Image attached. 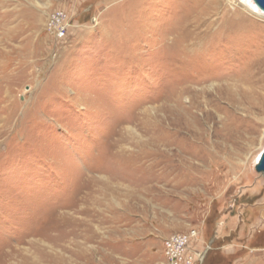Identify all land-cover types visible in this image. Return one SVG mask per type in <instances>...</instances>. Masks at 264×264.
I'll list each match as a JSON object with an SVG mask.
<instances>
[{"label": "rangeland", "instance_id": "obj_1", "mask_svg": "<svg viewBox=\"0 0 264 264\" xmlns=\"http://www.w3.org/2000/svg\"><path fill=\"white\" fill-rule=\"evenodd\" d=\"M225 114L246 149L209 159ZM262 148L242 0H0V264H167L191 230L192 264H264Z\"/></svg>", "mask_w": 264, "mask_h": 264}, {"label": "bare ground", "instance_id": "obj_2", "mask_svg": "<svg viewBox=\"0 0 264 264\" xmlns=\"http://www.w3.org/2000/svg\"><path fill=\"white\" fill-rule=\"evenodd\" d=\"M242 4L246 7L252 8V12L254 11L255 13H259V14L264 15V13H262L257 7H255L250 0H242ZM243 69H244V72L248 71L247 68H243ZM241 73H242V70L238 73V77H239L238 80L240 82L242 81L241 83L245 86H244V88H241V89L237 88L239 93L237 95L233 94L231 96V100L234 103H236V105H242L246 101H248L249 98H251V95L253 93L252 91L254 90V88L256 87L258 82L260 81V79L252 80L251 78H248ZM235 95L237 97H235ZM232 106L233 105H230L229 108H233ZM229 117H230V115L228 116L225 114V123L226 122H228V123L222 124L223 129L221 130V134H219L220 136L218 138H216L212 142H209L208 140H206L207 142L204 141L203 142L204 144H201V146L205 147V149H207L209 151V154H208V156L210 157V158L208 157L209 159H211L213 157L214 159L215 158H218V159L222 158L223 160H226L227 156H228V158L231 159L232 158L231 154L238 155V153L244 152L243 149H246V146L243 147V146L239 145L240 143L237 144L236 131L238 130L239 127L236 125V122L231 120ZM227 118H229L230 120ZM169 127L171 128L170 125H169ZM175 134L177 136H179L180 139H182V137L184 136V135L182 136V130H177L175 132ZM168 136H170V135H168ZM220 138H222V139L220 140ZM217 139H219L220 141H216ZM234 144H235V146H234ZM182 146H183V143H180V142L178 143L177 146H175L174 143H172L171 141H168L166 143V147L168 149L167 150V154H168L167 158H168L169 163L173 161V158H178L179 160L181 159V154L184 155V153H182V151H183ZM262 150H263V148L255 156V159L253 161V166H255V164L257 163V160H258ZM232 151H234V152H232ZM172 169H173V167H170L169 170H172Z\"/></svg>", "mask_w": 264, "mask_h": 264}, {"label": "built area", "instance_id": "obj_3", "mask_svg": "<svg viewBox=\"0 0 264 264\" xmlns=\"http://www.w3.org/2000/svg\"><path fill=\"white\" fill-rule=\"evenodd\" d=\"M60 26L59 30L63 31ZM60 31L58 33H60ZM60 35V34H59ZM197 236L195 230L173 234L163 241V255L167 264H192L193 257L187 254L190 241ZM194 256L197 257L196 254ZM198 260V258H197Z\"/></svg>", "mask_w": 264, "mask_h": 264}, {"label": "water", "instance_id": "obj_4", "mask_svg": "<svg viewBox=\"0 0 264 264\" xmlns=\"http://www.w3.org/2000/svg\"><path fill=\"white\" fill-rule=\"evenodd\" d=\"M255 7H257L262 13H264V0H250ZM255 171L260 173L264 178V148L255 164Z\"/></svg>", "mask_w": 264, "mask_h": 264}]
</instances>
